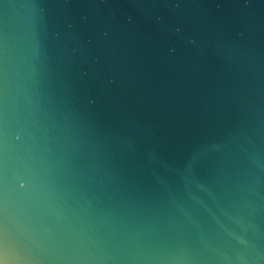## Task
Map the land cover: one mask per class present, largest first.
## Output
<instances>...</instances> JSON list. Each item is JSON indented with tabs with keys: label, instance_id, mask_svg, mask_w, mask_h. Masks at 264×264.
Here are the masks:
<instances>
[{
	"label": "water",
	"instance_id": "1",
	"mask_svg": "<svg viewBox=\"0 0 264 264\" xmlns=\"http://www.w3.org/2000/svg\"><path fill=\"white\" fill-rule=\"evenodd\" d=\"M0 264H264V0H0Z\"/></svg>",
	"mask_w": 264,
	"mask_h": 264
}]
</instances>
